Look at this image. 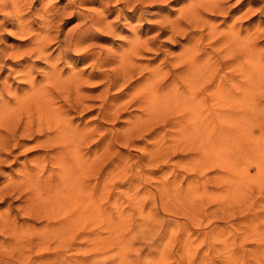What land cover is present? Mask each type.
Wrapping results in <instances>:
<instances>
[{
	"label": "rangeland",
	"instance_id": "obj_1",
	"mask_svg": "<svg viewBox=\"0 0 264 264\" xmlns=\"http://www.w3.org/2000/svg\"><path fill=\"white\" fill-rule=\"evenodd\" d=\"M69 1L33 0L32 9L25 13L29 12L31 18L38 21L37 10L49 3H59V7H64ZM253 1L225 0L228 10L225 11V14L208 17V27L206 26L204 34L210 32V27L217 28L218 32L224 31L236 22L234 20L239 19L237 28L242 24V35H245L247 29H252L260 20H264L263 12L258 11L264 4L253 3ZM133 5L138 6V9L135 10ZM141 5L134 0H106L104 5L97 3V5L81 6L80 11L93 9L106 24H116V36L100 35L95 41L96 46L93 50L102 53L103 58L107 53L119 55L126 48L127 40L135 31H140L145 37L146 27L161 15L171 13V17H175V11L179 8L174 0L147 2L145 7L143 6L144 10L139 9ZM75 10L79 11V9ZM250 11L255 13H250ZM7 13H0V47L7 51V59L17 60L15 58L17 55L32 48L34 43L32 39L40 33V25L36 23L33 29L36 30L32 34L23 35L19 33L17 24L14 23L11 26L6 22ZM141 16H143V20L139 21ZM77 23V20L68 21L64 26V35ZM134 28L135 30H133ZM214 33L215 31L211 32L213 35ZM153 35L154 33H150L147 38H151ZM170 44L169 42L162 47L163 53H160V56L149 53L138 57L136 63L138 67L134 79L128 84L118 79L117 85L111 90L110 95L114 99L123 98L124 102L130 101L132 97H127V95L134 92L140 86L139 84L144 82L141 77H147L160 65L165 67L167 65L165 60L173 58V54L180 53L183 48L181 46L186 45V42L181 41L179 43L181 46L176 47H172ZM261 45H264V40ZM73 58L77 59L74 56ZM263 62L264 60L262 64H264ZM76 66L78 71L83 70L86 76H92L90 83L85 86V94L88 105L97 107V109L92 113L88 111L80 114L75 120V124H89L92 125V128L101 125L93 136L91 144L84 147L82 155L93 160V154L98 150H101L99 154L105 150L110 152L103 160L105 163L102 161L94 164L93 167L97 166L101 170L103 179H107L108 176L115 179L116 188L112 194H109V191H103L102 187H98L96 190L98 192L96 193L97 200L100 199L97 201L99 213H102L106 220L112 221L97 224L83 222V224L74 227V231L80 234L85 232L86 237L82 235L77 240L74 236L70 239L61 238L52 231L57 229L58 225L53 224L55 228L50 225V260L40 257L41 253L29 255L28 251L31 247H28L25 238L19 239L13 236L4 239L1 235L0 264H264V72L262 73L263 78L256 85L247 83L246 86L245 84L243 86L244 81L237 75L234 79L236 82L227 79L221 84L220 81L210 83L209 80L203 79L201 76L191 79L192 82L180 76L176 84L179 94H177V105L180 107L181 116H183L182 123L186 125L187 129L184 125L175 128L170 117H166L162 113L161 116L167 119L168 124L160 127L157 133L141 139L135 134L126 132L130 117L140 114L135 106L127 107L118 120L104 121L99 117L101 111L98 108L102 105L99 96L110 82V79H106L104 75L111 74L112 67H103L97 70L90 65V62L76 63ZM94 71L95 73H93ZM261 71H264V65H262ZM163 81L160 91L162 98L173 91L170 86L171 80ZM220 85L221 91L223 89L232 90L229 93L225 91L226 96L230 102L235 99L236 101L230 103L228 100L224 103L221 99H215L214 94ZM239 86L242 89H238ZM21 88L23 87L21 86ZM208 90H211V93ZM238 95L241 96L240 98L245 97L248 100L251 98L252 103L246 99L242 101ZM202 99L206 102H203ZM244 101H248V105L245 104L246 107L243 105ZM228 103L231 105L239 103L241 107L243 105L241 109L243 112L241 114L239 112L236 118L233 113L235 119L233 123L228 126L224 125L227 130H230V138L225 139L222 137L224 130L220 128L221 123L216 118V114L218 109L219 111L231 109L233 106L227 105ZM201 107L203 112H201ZM250 107L252 110L249 109ZM244 112H246L245 115ZM192 113L197 116V126L188 125L187 119L192 116ZM252 114L255 116L253 117ZM74 117L76 116L74 115ZM257 120L259 121L257 122ZM195 126L196 128H193ZM111 133L114 134L111 142L114 143L112 148L108 149V145L104 146L103 144L100 147L95 145L96 142L109 137ZM241 133L242 135H240ZM130 134L134 136L132 137ZM208 135L214 144L205 140ZM237 141L239 142L237 143ZM153 147L161 148L165 153L169 150L172 152L173 149L177 152L170 158L152 163L148 160H151L149 156ZM15 154L19 156L17 161L10 158L5 167L0 169V183L10 176L17 175V171L29 159L42 155L39 152L22 153V150L16 151ZM51 154L52 152H50V156ZM206 155L209 156L206 157ZM218 156L223 157L225 161L227 159V164ZM94 182L92 181L93 184ZM167 182L169 183L164 185ZM19 206H22L21 202H17L15 205V207ZM6 210L5 205H0V213H4ZM12 215L21 216L22 212L14 211L13 214L12 211ZM34 227L41 229L42 224ZM9 245L11 246L9 247ZM62 246H67L68 249L59 255ZM43 247L46 249L48 243H45ZM44 249H42V253L45 251ZM22 253L26 254L22 255ZM20 258L25 261H19Z\"/></svg>",
	"mask_w": 264,
	"mask_h": 264
},
{
	"label": "bare ground",
	"instance_id": "obj_2",
	"mask_svg": "<svg viewBox=\"0 0 264 264\" xmlns=\"http://www.w3.org/2000/svg\"><path fill=\"white\" fill-rule=\"evenodd\" d=\"M105 1L70 0L64 7H59V3H49L42 9L37 10L38 21L32 19L29 12L25 13L32 9L33 0H1L0 3V13L8 12L5 16L6 22L11 26L14 23L17 24L19 33L23 35L32 34L36 30H33L36 23L40 25V33L32 39L34 42L32 48L17 55L15 57L17 60L7 59V51L0 47V169L5 167L10 158L17 161L19 156H16V151L22 150V153L27 154L28 152L31 154L42 153L38 157L29 159L17 171V175L10 176L0 183V205L7 207L6 212L0 213V236L2 235L4 239L13 236L19 239L25 238L26 244L31 247L28 251L29 255L41 253L39 254L40 257L47 260H50V225H58L57 229L52 231L61 238L70 239L74 236L77 240L82 235L86 237L85 232L80 234L74 231V227L83 224V222L97 224L112 221L110 219L106 220L102 213H99L97 201L100 199L97 200L96 193L98 192L96 190L98 187H102L103 191L106 190L109 191V194H112L116 188L115 179L109 178L110 176L103 179L101 170L97 166L93 167L94 164L102 162L110 152L105 150L102 154H99L101 150H98L93 154V160L82 155L84 147L91 144L93 136L101 125L92 128V125L89 124H75V120L80 114L88 111L92 113L97 109V107L88 105L87 95L85 94V86L90 83L92 76H86L83 70L78 71L76 63L90 62V65L97 70L103 67H112L111 74L104 75L106 79H110V82L99 96L102 102V105L98 108L101 111L99 117L104 121L118 120L127 107L135 106L140 114L130 117L126 132L135 134L141 139L157 133L160 127L168 124L167 119L161 116L162 113L166 117H170L175 128L184 125L180 107L177 105L176 84L180 76L187 81L201 76L203 79L209 80L210 83L220 81L221 84L227 79L234 81L237 75L238 78L244 81L243 86L244 84L246 86L247 83L256 85L263 78L262 73L264 71H261V67L264 65L262 64L264 45H261V43L264 40V20H260L252 29H247L245 35H242V24L237 28L239 19L234 20L236 22L224 31L218 32L217 28L210 27V32L204 34L206 26L208 27V17L225 14V11L228 10L225 0H174L179 7L175 11V17L172 18L171 13L159 16L156 21L146 27L145 37L142 36L140 31H135L127 40L126 48L119 55L107 53L103 58L102 53L93 50L96 46L95 41L102 34L106 37H115L116 24H106L103 19L98 17L95 10L84 9L80 11V7L97 5V3L104 5ZM134 1L142 4L139 9L144 10L147 2H159L161 0ZM167 1L164 0V2ZM253 3L264 4V0H254ZM133 7L135 6L133 5ZM75 9H79V11ZM137 9L138 6L135 7V10ZM258 11L264 14V5ZM250 13L254 14L255 12L250 11ZM70 20H77L78 23L64 35V26ZM142 20L143 16L139 17V21ZM212 31H215L214 35L211 34ZM150 33H154V35L147 38ZM181 41H185L186 45L181 46L179 44ZM169 42L172 47L180 45L181 48L183 47L182 50L176 55L173 54V58H167L165 67L160 65L151 71L148 76L146 75L147 77L142 76L144 82L140 83V86L134 92L127 95V97H132L130 101L124 102L123 98L114 99L110 95L111 90L117 85L118 79L123 80L125 84L134 79L138 67L136 65L138 57L149 53L162 54V47L169 44ZM73 56L77 57L78 60L74 59ZM165 79L171 80L170 86L173 91L162 98L160 96L163 86L161 82ZM234 84L236 85V83ZM234 87L236 88V86ZM220 88L221 85L217 87L218 90L216 89L215 99H221L226 103L229 100L226 96L227 93H225L226 90L222 87L223 91H221ZM239 88L242 89L240 86ZM186 95L188 94L186 93ZM245 97L240 99L243 101V99H246ZM250 100L252 99L248 100L249 103H252ZM232 101H236V99ZM248 101H244L243 105H248ZM240 105L235 103L231 105L233 106L231 109L220 111L218 109L217 111L216 118L220 120V128L224 130L222 137L225 139L230 138V130H227L224 125L227 124L228 126V124L233 123L239 112L240 114L243 112L241 110L243 105L242 107ZM187 109L189 108L187 107ZM190 111L193 112L191 109ZM201 112H203V109ZM246 112H244V115ZM252 116L255 115L252 114ZM196 118L197 116L192 113V116L187 119L188 125L197 126ZM250 121L252 124L253 120ZM196 126L193 128H196ZM113 136L114 134L111 133L109 137L96 142L95 145L97 147L102 144L104 146L108 145V149H110L114 145V143H111ZM234 136L236 137L235 134ZM160 138L162 139V137ZM192 139L194 141V138ZM205 140L214 144L209 135ZM227 143L226 145H228ZM153 149L150 151L151 155L149 156L151 160L147 159L152 163L170 158L172 154L177 152L174 149L172 152L169 150L166 153L161 148L155 149L153 147ZM205 151L207 152V149ZM50 152H52L51 156ZM208 156L206 155V157ZM219 158L223 159V157ZM204 159L202 160L205 161L206 159ZM223 162L227 164V159L226 161L223 159ZM203 163L206 164L207 162ZM258 167L260 169V166ZM92 181H95L94 184ZM17 202H21L22 206L15 207ZM12 211L13 214L14 211L17 213L22 212V215L13 216ZM39 224H42L41 229L34 227ZM45 243H48L46 249L43 247ZM41 248L45 250L43 253ZM61 249L59 255L64 253L68 247L62 246ZM25 254L22 253V255ZM19 261L24 262L25 260L20 258Z\"/></svg>",
	"mask_w": 264,
	"mask_h": 264
}]
</instances>
